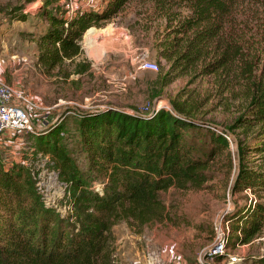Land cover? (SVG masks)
I'll return each mask as SVG.
<instances>
[{
	"label": "rangeland",
	"instance_id": "1",
	"mask_svg": "<svg viewBox=\"0 0 264 264\" xmlns=\"http://www.w3.org/2000/svg\"><path fill=\"white\" fill-rule=\"evenodd\" d=\"M105 2L59 0L45 5L44 0H0V78L20 93L17 102L27 109L35 128L0 134V161L5 167L23 166L36 189L37 169L48 157L46 167L59 171V178L67 183L64 195L51 208L68 225L76 226L73 188L55 158L41 149L37 136L62 125L61 146L83 171L89 189L97 190L100 177L89 167L78 137L79 113L113 107L146 114L152 109H171L175 101L185 103L186 110L199 122L227 133L228 147L210 160L205 171L207 178L200 186L170 187L160 192L164 203L162 220L146 225L132 219L120 220L112 227L113 240L116 233L122 232V226L135 233L156 227L159 249L169 253L172 263L257 264L264 258V227L248 243L226 247L213 255L210 249L220 229L227 238L229 225L224 221L225 215L236 204L255 198L250 190L232 192L238 170L237 140H251L254 128L229 131L227 127L248 100L244 63L255 78L264 74V0H235L222 30L205 43L193 61L175 59L192 34L189 32L182 41L175 37L189 14L187 7L171 0H129L110 19L89 28L106 30L92 35L91 47L86 32L83 34L80 57L74 61L66 59L51 71L43 69L37 57L38 39L48 26L45 11L69 18L84 8L98 10ZM20 14H25V20L17 18ZM167 40L178 43L171 60L159 54L160 46L166 48ZM143 56L157 63V71L139 68ZM219 57L227 61L226 65L207 73L206 69ZM78 60L89 61L90 67L76 72L74 65ZM185 138L196 147L197 154L211 149L205 128H189ZM262 156H249V165L264 168ZM114 254L113 259H117Z\"/></svg>",
	"mask_w": 264,
	"mask_h": 264
},
{
	"label": "trees",
	"instance_id": "2",
	"mask_svg": "<svg viewBox=\"0 0 264 264\" xmlns=\"http://www.w3.org/2000/svg\"><path fill=\"white\" fill-rule=\"evenodd\" d=\"M59 0H44L45 5ZM129 0H106L98 10L84 8L68 17L45 11L48 26L38 39V63L51 71L64 60L74 61L83 50L80 40L94 24L110 19ZM187 7L189 14L177 30L184 48L176 58L196 60L205 43L218 35L235 0H171ZM25 20V14L17 16ZM160 46L166 60L176 54L178 43ZM173 49H172V48ZM219 57L206 69L212 73L226 65ZM243 80L248 85L247 103L227 130L252 129L251 140H237L238 170L232 192L250 190L255 198L236 204L225 215L228 235L225 248L250 242L264 227V168L249 165V156L264 154V74L255 78L247 62ZM90 62H75L76 72ZM150 112H127L116 108L79 113L77 131L89 167L101 186L89 189L87 179L60 144L62 125L37 136L41 149L56 160L73 188L76 226L57 217L46 207L23 166L5 167L0 161V264H116L113 259V225L134 220L146 225L162 220L164 203L160 192L170 187L200 186L213 156L228 147L225 131L199 122L185 103ZM205 128L211 149L197 154L185 138V130ZM264 157V156H262ZM59 172V171H58ZM60 173V172H59ZM34 187V188H33ZM264 264V258L257 261Z\"/></svg>",
	"mask_w": 264,
	"mask_h": 264
},
{
	"label": "built area",
	"instance_id": "3",
	"mask_svg": "<svg viewBox=\"0 0 264 264\" xmlns=\"http://www.w3.org/2000/svg\"><path fill=\"white\" fill-rule=\"evenodd\" d=\"M139 68L142 70L157 71L158 65L155 61L143 56L140 59ZM20 97V93L12 85L0 78V134L35 130L27 109L17 102ZM48 162L49 158L44 157L42 166H39L37 169L38 171L35 175L36 189L43 203L47 207H53L55 200L64 195V189L67 183L59 178V172L57 170L46 167ZM225 240V232L220 229L218 239L210 249L211 255L224 251ZM151 261L152 258L149 257L147 263L152 264Z\"/></svg>",
	"mask_w": 264,
	"mask_h": 264
},
{
	"label": "crops",
	"instance_id": "4",
	"mask_svg": "<svg viewBox=\"0 0 264 264\" xmlns=\"http://www.w3.org/2000/svg\"><path fill=\"white\" fill-rule=\"evenodd\" d=\"M86 54L92 59L85 49ZM92 64V62H91ZM145 231L135 233L128 227L122 226L120 233H116L113 240L116 264H148L147 260L152 258V264H175L170 260L169 253L159 249V231ZM154 256H152V255Z\"/></svg>",
	"mask_w": 264,
	"mask_h": 264
},
{
	"label": "bare ground",
	"instance_id": "5",
	"mask_svg": "<svg viewBox=\"0 0 264 264\" xmlns=\"http://www.w3.org/2000/svg\"><path fill=\"white\" fill-rule=\"evenodd\" d=\"M106 30H104V31H92V29H89L85 34H86V37H88V39H87V41H88V44H89V47H91L92 46V43H93V40H92V38H93V36L92 35H94V33H101V32H105ZM91 50V49H90Z\"/></svg>",
	"mask_w": 264,
	"mask_h": 264
},
{
	"label": "water",
	"instance_id": "6",
	"mask_svg": "<svg viewBox=\"0 0 264 264\" xmlns=\"http://www.w3.org/2000/svg\"><path fill=\"white\" fill-rule=\"evenodd\" d=\"M108 108H113V107H108ZM155 111V109H153L148 115L152 114Z\"/></svg>",
	"mask_w": 264,
	"mask_h": 264
}]
</instances>
